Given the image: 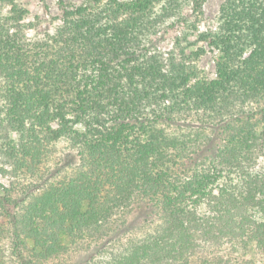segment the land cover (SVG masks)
<instances>
[{
	"label": "trees",
	"instance_id": "trees-1",
	"mask_svg": "<svg viewBox=\"0 0 264 264\" xmlns=\"http://www.w3.org/2000/svg\"><path fill=\"white\" fill-rule=\"evenodd\" d=\"M1 1L11 9L0 11V131L15 132L18 144L0 143V162L4 153L18 170L28 157L46 159L52 143L64 139L79 149L81 175L95 182L75 200L59 189L27 194L35 205L27 212L30 227L0 194L15 229L12 252L22 264H30L20 249L22 232L50 254L59 242L49 233L86 235L141 199L152 200L164 219L133 250L135 258L189 264L205 245L243 239L264 255V167L254 165L264 144H257L254 125L233 132L235 122L264 124V0H226L217 29L201 34L221 53L211 81L198 67L202 46L153 50L148 41L195 25L190 14L203 12L202 0H87L65 9L53 33L26 22L18 0ZM236 101L254 106L227 115ZM190 113L199 118L197 129L184 133L180 127L194 125L184 118ZM209 127L214 135L202 142L197 130ZM226 131L232 133L217 142ZM106 168L109 180L98 183L96 169L106 176Z\"/></svg>",
	"mask_w": 264,
	"mask_h": 264
},
{
	"label": "rangeland",
	"instance_id": "rangeland-1",
	"mask_svg": "<svg viewBox=\"0 0 264 264\" xmlns=\"http://www.w3.org/2000/svg\"><path fill=\"white\" fill-rule=\"evenodd\" d=\"M87 0H18V4L21 8L20 15L31 23L36 24V31L41 33H53L58 25L63 23L64 10L74 9L75 6H80ZM125 1V0H120ZM226 0H202V13L197 10V16L190 14V6L187 5L184 9V14H190L193 17L196 24L190 28H177L170 29L169 31L162 33L158 36L151 37L148 41L151 43L149 46L153 50H165L170 49L174 45H183L189 47L191 51L196 50L199 47H203L205 53L202 54L198 61V67L203 71L204 75L211 81L217 77V60L221 53L215 46H211L209 41H201V34L208 30L217 29L219 26V17L221 6ZM0 0V9L1 8ZM11 5L5 6L2 13L6 14L10 11ZM92 15L87 14V18H91ZM191 17V18H192ZM35 30H29V34H34ZM247 56L248 53H245ZM195 82V79L192 80ZM240 101V97L238 98ZM236 101L233 106L227 112V115H236L237 112L244 109H250L254 104L244 105ZM206 115V114H205ZM203 111H200L199 116L202 118L205 116ZM187 125L189 123L194 125H188L180 127L184 129V133H194L197 129L198 119L196 115L192 113L184 115ZM193 121V122H190ZM246 121V122H245ZM235 122L234 133L246 125H254L252 131L255 132V140L257 144H264V124L262 125L259 118V122L256 119L252 122L247 120ZM50 127L56 130L58 124L55 122L50 123ZM170 131L179 130L175 126H166ZM213 128L209 127L202 130H197L198 136L203 142L206 136L209 134L214 135ZM232 131V130H231ZM2 137L0 143L18 144L16 137L18 136L15 132H8L6 130L0 131ZM218 134V132H216ZM226 133L220 134L219 142ZM56 140V139H55ZM207 140V139H206ZM54 141V140H53ZM264 153V148L261 149ZM78 148H74L70 145L68 140L58 139L52 143L49 147L47 154L48 157L44 160L36 162V158L28 157L24 160V164L20 161L18 170H14L13 164L6 163L7 158L3 153L0 166H2L7 172L0 171V194L3 196L4 201L7 203V208L14 212L15 210L19 213V218L23 221L24 214L26 227H30V217L27 218V212L31 210L35 205L33 198H26L27 194L34 193L35 195H45L43 189L49 188L53 193L59 189L66 193L69 200L78 199L82 195L84 188L93 186V182L89 177L81 175V170H85L84 164L77 155ZM72 152L77 157H68L66 154ZM258 152L255 166L264 167V154ZM66 158V159H65ZM65 159V161L63 160ZM18 163V162H17ZM17 165V164H16ZM99 166L96 163H91L89 168H96ZM96 177L100 183L104 180L106 183L110 176L107 173V168L104 171L106 176L99 169H96ZM89 175V174H88ZM82 176V177H81ZM90 176V175H89ZM42 187V188H41ZM42 190H41V189ZM48 189V190H49ZM44 193V194H43ZM28 196V195H27ZM151 201V202H150ZM138 200L132 206L125 208L120 213L116 214L110 220L104 223V226L98 229L89 230L88 233L81 235L72 234L69 230H63L58 232V235L54 236L49 233L48 236L55 242H59L55 246V252L45 253L42 248H35L37 243L34 241L32 236L26 232L21 234V251L23 252L26 259L29 260L30 264H88L90 259L91 263L96 264H156L155 260H148L142 257L135 258V252L150 235L156 232V229L163 224L164 213L159 207L153 205L152 200ZM37 202V201H36ZM73 202V201H72ZM62 204H64L62 202ZM73 207H77L73 202ZM4 203L0 200V264H22L18 256L12 252V238L15 234L13 223L10 221L7 209L3 207ZM63 208V206H62ZM123 209V208H122ZM42 213L43 210L41 209ZM54 213L49 206V213ZM32 213V211H29ZM41 213V214H42ZM54 217V216H53ZM53 217L51 218L53 220ZM46 221L43 215V221ZM52 220L47 221V225ZM49 240V239H48ZM243 239L239 244L222 243L221 246L216 247L213 245H205V250H200L197 256L191 259L189 264H264V255L261 253L256 244L246 242L244 246ZM198 242V240H195ZM215 245V244H214ZM58 249V250H57ZM137 251V250H136ZM215 252L224 255L225 258L221 261L213 259L212 254ZM180 256V255H179ZM92 257V258H91ZM117 259L118 262H114L113 259ZM111 261V262H110ZM155 262V263H154ZM162 264V263H158ZM177 264H185L183 260H178Z\"/></svg>",
	"mask_w": 264,
	"mask_h": 264
}]
</instances>
